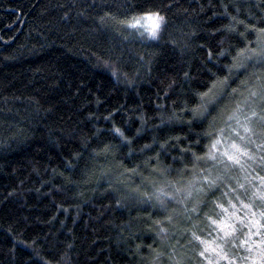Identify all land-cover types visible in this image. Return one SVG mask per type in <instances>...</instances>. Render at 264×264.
Wrapping results in <instances>:
<instances>
[{"label": "trees", "instance_id": "16d2710c", "mask_svg": "<svg viewBox=\"0 0 264 264\" xmlns=\"http://www.w3.org/2000/svg\"><path fill=\"white\" fill-rule=\"evenodd\" d=\"M261 30L264 0H0V264L260 260Z\"/></svg>", "mask_w": 264, "mask_h": 264}, {"label": "rangeland", "instance_id": "374dc122", "mask_svg": "<svg viewBox=\"0 0 264 264\" xmlns=\"http://www.w3.org/2000/svg\"><path fill=\"white\" fill-rule=\"evenodd\" d=\"M263 45V49H262V52H264V44H262ZM264 89V88H263ZM263 96V95H262ZM264 97V96H263ZM252 98H253V95L252 94H250L247 98H246V100H249V99H251L252 100ZM230 117H231V119H230ZM236 117L237 116H235V113H233V115L232 116H229L228 117V119H226V121H227V124L229 123H231L232 124V122L233 121H235L236 120ZM237 121H239L238 119L234 122V125L232 126V128L234 127V129L236 130L237 128H239V125H237ZM246 126V125H245ZM230 134H228V133H225V135H224V137H228V138H232V137H230V135L232 134L231 133V131H228ZM233 143H235L236 145H238L237 144V140H235V141H231V139H230V141L229 142H221L220 143V145H217L216 144V141H215V144H216V146H215V148L214 149H216L217 150V146H219V149H220V153L221 154H224L225 152H227L229 155H234V154H238L240 151H237L235 148H233L232 147V144ZM240 149V148H239ZM226 156V155H225ZM238 160H239V158H238ZM166 194V193H165ZM259 194H260V196L259 197H261L260 199L262 200V201H264V185H262L261 186V189L259 190ZM242 206L243 207H245V209H247L248 210V208H247V206L244 204V203H242ZM249 214V212L247 213V215ZM225 221L226 220H224V218H222V219H220V224H224L225 223ZM253 221V220H252ZM250 225H248V226H252V223L251 222H248ZM258 223V222H257ZM257 223H255V225L257 224ZM254 225V224H253ZM229 226V225H228ZM261 226V228H260V230L263 232V233H258V235H260V237L258 238V239H256V238H249V239H246V240H244V241H242L241 243H240V245L241 246H243L244 248H245V250L246 251H248L251 247H253L254 245H256V244H258V245H264V220L262 221V224L260 225ZM227 232V235H233V230H232V228L231 227H228V229L225 231V233ZM254 234V233H253ZM253 234H251L250 236H253ZM215 242V241H214ZM208 243V242H207ZM217 243H220V242H215L214 244H217ZM246 243H248V244H246ZM252 243V244H251ZM240 248H242V247H240ZM210 249V250H209ZM209 249H208V254H212L213 253V250H214V247L212 248V246L210 245V247H209ZM215 251V250H214ZM263 253H264V251H263ZM214 254V253H213ZM205 255L207 256V252L205 253ZM233 256L234 255H232L231 254V252H227V253H221L220 252V249L217 247V249H216V252H215V256L213 257V259L212 260H208V264H222L223 262H224V264H234L233 262H232V259H233ZM256 256L257 257H259V255H256V252H254L253 254H251V256H250V260L246 263V264H264V255H260L261 257H260V260H257L256 259ZM236 264H242V262H240V263H236ZM245 264V263H244Z\"/></svg>", "mask_w": 264, "mask_h": 264}, {"label": "snow or ice", "instance_id": "6c2138e0", "mask_svg": "<svg viewBox=\"0 0 264 264\" xmlns=\"http://www.w3.org/2000/svg\"><path fill=\"white\" fill-rule=\"evenodd\" d=\"M145 18L147 20L151 21V28L149 29V35L155 37L157 34V31L159 30L161 24L164 21V17L159 14V11H151V10L144 11L141 13L140 16L134 17L131 21H128L127 23L129 24L130 27H135L136 25L140 24L141 20H143ZM261 31H264V30H261ZM241 51H243V50H241ZM236 67H240V65H236ZM233 91H235V90H233ZM255 94H256L255 92L252 93V95H255ZM195 114L196 113H194V115ZM201 114H202V112H201ZM250 115L255 116L256 113L252 112ZM230 119H231V117H230ZM245 119L247 120V118H245ZM237 123H239V121H237ZM244 130L246 132L249 131V129L247 127H245ZM117 131H119V129H117ZM233 131H235V129H233ZM215 146H216V144L214 142L213 147L215 148ZM232 147L235 148L237 151H240L239 146L236 145L235 143L232 144ZM209 155H211V154H209ZM224 155L227 156L228 160L234 161L235 163H239V160L235 155H229L227 152H225ZM212 158L214 159V157H212ZM205 179H207V177H205ZM209 219H211V218H209ZM212 222L216 223V221H212ZM225 234L227 235V232ZM197 239H199V238L197 237ZM201 255H203V252L201 253Z\"/></svg>", "mask_w": 264, "mask_h": 264}]
</instances>
